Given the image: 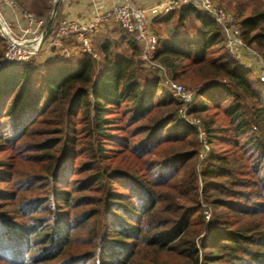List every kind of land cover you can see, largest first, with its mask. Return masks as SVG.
Segmentation results:
<instances>
[{
	"label": "trees",
	"instance_id": "16d2710c",
	"mask_svg": "<svg viewBox=\"0 0 264 264\" xmlns=\"http://www.w3.org/2000/svg\"><path fill=\"white\" fill-rule=\"evenodd\" d=\"M42 1L40 15L53 0ZM258 1L238 23L264 58ZM174 17V29L191 18L196 30L155 29V58L196 88L191 113L209 147L199 172L195 129L158 77H142L120 28L99 60L80 52L54 66H0V144L10 151L0 160L1 264H264V83L193 7L152 26ZM122 41L129 53L113 55Z\"/></svg>",
	"mask_w": 264,
	"mask_h": 264
},
{
	"label": "built area",
	"instance_id": "2783aa9c",
	"mask_svg": "<svg viewBox=\"0 0 264 264\" xmlns=\"http://www.w3.org/2000/svg\"><path fill=\"white\" fill-rule=\"evenodd\" d=\"M185 6H191L200 15L214 19L219 26L226 51L244 69L252 71L256 78L264 83V58L253 47L244 43L235 15L220 5L217 0H157L151 5L119 0L90 18L64 17L59 19L40 48H38V42L44 27V18L24 10L15 0H0V38L4 41L0 66L8 62L26 64L40 51L42 46L54 49L66 38H73L81 52L97 58L92 36L104 21L111 20L123 32L130 35L137 44L138 61L141 65L157 68L161 74H166L164 66L155 58L157 35L152 28V20L158 15L167 14ZM4 10L17 13L20 19L17 25L18 31L14 24L5 18ZM166 87L177 102L178 118L196 131L198 144L196 172H199L202 161L208 155L209 147L202 121L191 113L195 89L172 79L166 80ZM206 218H208L207 213Z\"/></svg>",
	"mask_w": 264,
	"mask_h": 264
},
{
	"label": "rangeland",
	"instance_id": "374dc122",
	"mask_svg": "<svg viewBox=\"0 0 264 264\" xmlns=\"http://www.w3.org/2000/svg\"><path fill=\"white\" fill-rule=\"evenodd\" d=\"M54 1V0H53ZM53 1H52V4H53ZM105 4H112L113 2H116V1H119V0H112V2H108V0H103ZM106 1V2H105ZM131 2H134V3H137L135 0H130ZM217 1H220V3L223 5L224 8L228 9V11H231L234 15H235V19L238 21L240 20V16H238V13L241 12L243 13L244 15H246L247 13L250 12L251 9H253L254 7H258L260 6L261 4V1H258V0H254V1H247V0H217ZM52 4L46 8V10L44 9V13L42 15L38 14V10L42 9L43 10V7H45V3L42 1V0H35V4H34V1L33 0H27V2H25L21 7L28 11V12H31L32 14L38 16V17H42L44 18L45 20V23L47 21V19L49 18L50 16V13H51V9H52ZM140 4V3H139ZM142 5V4H140ZM35 9H34V7ZM7 11V10H6ZM8 13V12H7ZM5 14V17H6V13ZM175 16V15H174ZM8 18V17H7ZM6 18V19H7ZM57 18V14H55V17L53 19V23L54 21L56 20ZM8 20V19H7ZM174 20H176V17H174V19H171L168 23L166 24H163V23H155V25L153 24L152 28L153 30L155 31L156 29V32L159 30V32L161 33V35H164V36H168L170 34H175V32H180L182 30V32H191V31H195L196 30V27H197V23L196 21H194L193 19L189 18L187 19L183 26L182 27H176L174 29V25H175V22ZM11 23V21H9ZM44 23V25H45ZM52 23V24H53ZM13 24V23H12ZM103 27L106 28L111 34H112V38L114 37L115 39H120V36L118 34L121 33L119 27L111 20H106L103 22ZM43 30V29H42ZM101 28L100 26L98 27V30L94 33V35L92 36V40H93V37H94V40H97L98 38H100L101 36L100 33H101ZM50 34V33H49ZM109 34V35H111ZM111 37V36H110ZM110 38V39H112ZM105 40V38L101 37L96 44H94V41H92V44H93V47H94V50H95V53H96V57L97 59L99 60L100 59V55L98 53V50H99V45L101 42H103ZM116 45H114V48H113V55H118V54H127L129 53V50L128 48L125 46V42H116L115 43ZM44 47V46H42ZM0 54H3V51H4V45L2 47H0ZM41 50V49H40ZM46 51H48L47 49H45ZM43 50V51H45ZM258 52V51H257ZM41 53V52H40ZM43 53V52H42ZM39 61V62H42V60H47V56H44L42 54H36L29 62L31 61ZM55 60V59H54ZM38 62V63H39ZM159 62V61H158ZM160 63V62H159ZM39 65V64H38ZM141 75L142 77H158L160 79V82H161V86L166 87V80H169V79H172L170 77V73L166 70V74H161L159 72V69L157 68H150V67H146V66H143L142 65V72H141ZM256 77V76H255ZM174 80V79H172ZM176 82L178 83H181V80H175ZM184 86L186 87H189V88H195L193 86H188L186 84H183ZM258 90L260 91V93L263 95L264 97V85H258ZM196 89V88H195ZM168 90V89H167ZM203 116V115H202ZM198 117H200L198 115ZM221 117H219L218 121L221 123ZM225 123L222 122L221 125H223ZM196 139V138H195ZM216 141V140H215ZM215 145V151H218L221 152V148H222V145L219 144V142L217 143H214ZM110 151L112 148H108ZM8 155H10V151L9 150H2V144H0V160H5L6 162L8 161L7 160V157ZM0 187H3V184L0 183ZM61 187V186H59ZM1 264V263H0Z\"/></svg>",
	"mask_w": 264,
	"mask_h": 264
},
{
	"label": "crops",
	"instance_id": "0c3cea01",
	"mask_svg": "<svg viewBox=\"0 0 264 264\" xmlns=\"http://www.w3.org/2000/svg\"><path fill=\"white\" fill-rule=\"evenodd\" d=\"M135 1L142 4V5H151L152 3L156 2L157 0H135ZM108 2L110 3V2H112V0H108ZM108 6H109V4H105L103 0H62L57 7V11H56L57 18L54 21L52 27L54 28L57 21L61 18H64V17L90 18L93 15H95L96 13L102 12ZM7 12L8 11H6V10L3 11V14L4 13L7 14L5 18L8 17L7 18L8 21H11L14 24L16 31H18L17 25H18V22H20L19 16L17 15V13H10V12L7 13ZM4 16H5V14H4ZM100 28L102 30H101V33L99 36L105 38V40L112 38V34L110 33L111 31L109 32L106 28H104L103 23L100 25ZM109 34H111V35H109ZM118 35L123 36L122 33H120ZM100 38H98L97 40H94V37H93L92 41H94V44L97 45ZM45 49H47V48L42 47L41 50L39 51V54L47 56V58H48L47 60L43 59L42 62L38 61L39 62L38 63L34 59V61L42 67L54 66V64L56 63V61L59 58L67 57V56H71V55L74 56V55L80 54V52H81L79 50V47L77 46V42L73 38H70V39L66 38V39L62 40L61 44L58 45L54 49H49V50L47 49L48 51H46ZM43 50H45V51H43ZM253 75L255 76L254 73H253Z\"/></svg>",
	"mask_w": 264,
	"mask_h": 264
},
{
	"label": "water",
	"instance_id": "95a60500",
	"mask_svg": "<svg viewBox=\"0 0 264 264\" xmlns=\"http://www.w3.org/2000/svg\"><path fill=\"white\" fill-rule=\"evenodd\" d=\"M62 0H54L53 1V4H52V9H51V13H50V16L49 18L47 19L44 27H43V30L40 34V37H39V42H38V48H40V46L45 42L46 38L48 37L49 35V32H50V28L52 26V23H53V19L55 17V14H56V11H57V7L59 5V3L61 2Z\"/></svg>",
	"mask_w": 264,
	"mask_h": 264
}]
</instances>
